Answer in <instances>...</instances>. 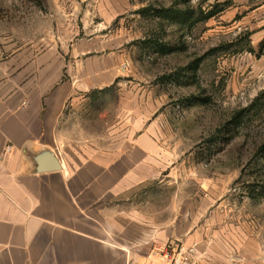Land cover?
I'll use <instances>...</instances> for the list:
<instances>
[{"label":"crops","instance_id":"obj_1","mask_svg":"<svg viewBox=\"0 0 264 264\" xmlns=\"http://www.w3.org/2000/svg\"><path fill=\"white\" fill-rule=\"evenodd\" d=\"M242 21L250 44H264V0ZM122 58V44H45L13 59V88L11 60L0 59V264H166L168 250L192 243L208 264H264L261 232L212 196L175 195L162 211L119 207L176 173L154 113L121 101L96 147L65 153L67 124L115 81ZM258 62L263 77L264 53Z\"/></svg>","mask_w":264,"mask_h":264},{"label":"rangeland","instance_id":"obj_2","mask_svg":"<svg viewBox=\"0 0 264 264\" xmlns=\"http://www.w3.org/2000/svg\"><path fill=\"white\" fill-rule=\"evenodd\" d=\"M222 4L223 11L190 28L139 13L147 7L189 8L199 15ZM257 4L258 0H0V59L11 60L13 88L19 82L14 79L18 61L13 59L33 57L45 44H122L115 81L91 91L82 112L67 124L65 153L76 156L96 147L94 137L114 125L121 101L138 106L142 115L154 113L157 136L172 154L170 168L176 173L147 185L146 193L139 189L132 194L133 202H117L119 207L162 211L175 195L189 199L198 193L225 202V216L245 217L251 231L264 238V151L259 149L264 142V96L259 101L263 105L257 103L237 135L231 137L227 129L233 113L264 92L258 62L261 44H250L251 34L242 21ZM157 43L175 51L162 54Z\"/></svg>","mask_w":264,"mask_h":264},{"label":"trees","instance_id":"obj_3","mask_svg":"<svg viewBox=\"0 0 264 264\" xmlns=\"http://www.w3.org/2000/svg\"><path fill=\"white\" fill-rule=\"evenodd\" d=\"M225 5H216L208 12H201L199 15L194 11L186 8L185 10H175L173 8H160V9H153V8H142L139 10V13L145 15L147 13H151L156 17H160L165 20L172 21L176 24L186 25L189 28L195 26L198 22H202L208 20L209 18L215 16L217 13L223 11ZM157 50L162 54H167L175 51V48L166 46L165 44L157 43L156 44ZM264 53V44L259 46L258 56ZM264 96V92H262L259 96L256 97L255 101L249 105L248 107L242 108L237 110L233 113L232 117L228 121V131L231 132L232 136L237 135L238 128L244 121L245 117L250 114V112L257 106L260 99ZM260 151H264V142L259 147Z\"/></svg>","mask_w":264,"mask_h":264},{"label":"built area","instance_id":"obj_4","mask_svg":"<svg viewBox=\"0 0 264 264\" xmlns=\"http://www.w3.org/2000/svg\"><path fill=\"white\" fill-rule=\"evenodd\" d=\"M11 151V147H7ZM166 264H208L198 250L197 243L189 246H176L165 254Z\"/></svg>","mask_w":264,"mask_h":264}]
</instances>
